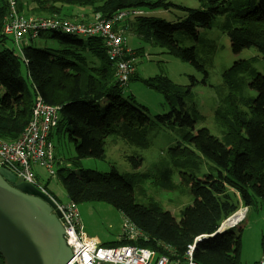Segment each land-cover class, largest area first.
I'll use <instances>...</instances> for the list:
<instances>
[{"label": "trees", "instance_id": "obj_1", "mask_svg": "<svg viewBox=\"0 0 264 264\" xmlns=\"http://www.w3.org/2000/svg\"><path fill=\"white\" fill-rule=\"evenodd\" d=\"M196 1L200 8L175 5L171 0H53V11L45 9L58 16L64 3L91 7L93 14L99 13L102 18L109 19L120 11L176 7L185 12L179 21L168 22L140 14L123 20L121 27L146 43L166 47L169 54L198 69L202 66L196 61L193 48L180 46L175 34L182 30L195 36L198 29L212 27L213 20L222 16L220 27L229 36L232 51H240L249 44L264 55V0ZM8 14L7 2L0 0V139L12 141L20 136L31 117L37 95L46 103L60 105L61 116L54 132L64 131L73 142L74 156L70 163L79 169L74 172L63 166L60 156L55 155L56 178L67 199L76 204L107 202L121 213L122 220L127 219L141 233L134 240L121 238L104 246L135 245L177 259L194 244L193 259L198 264H242L238 224L206 240L197 243L195 240L215 233L240 204L249 206L256 198L264 201V75L251 68L247 61L236 63L225 71L224 80L230 86L227 77L237 68H247L252 75L249 86L257 90V94H231L216 107V118L226 128L221 138L205 127L194 129L190 114L193 106L185 108L182 88L167 76L143 78L132 73L129 77V81H140L163 95L164 103L169 105L170 110L155 115V121L177 126L185 143L168 149L170 155L185 156L183 160L178 159L177 164L198 169L203 158L214 165L201 179L179 172L182 182L189 185V193L197 201L180 210L182 222L178 224L171 212L159 203L136 200V195L144 194L141 182L150 176L149 172L140 175L136 172L141 163L140 155L128 157L131 172H119L115 167L108 172L81 167L83 159L105 157L106 138L113 134L127 144L146 148L147 125L153 121L146 107L132 103L133 96H123L124 86L115 76V68L101 39H84L52 30L47 38L57 46L41 48L31 45L32 38L27 35L29 39L21 43L23 56H19L12 41L3 33ZM237 99L246 109L236 106ZM102 100L105 102L100 103ZM152 176L161 178V189L173 190L170 162L162 159Z\"/></svg>", "mask_w": 264, "mask_h": 264}, {"label": "rangeland", "instance_id": "obj_2", "mask_svg": "<svg viewBox=\"0 0 264 264\" xmlns=\"http://www.w3.org/2000/svg\"><path fill=\"white\" fill-rule=\"evenodd\" d=\"M171 1L175 5L187 8H200L196 0ZM25 2L28 3V6L37 5L38 9L49 8L53 11V0H24ZM65 5L67 4L64 3L60 6L59 17L64 18L66 17L65 15H71L70 12L65 13V10L62 11V7L65 8ZM47 9H40L35 14V12L29 11L24 7L20 13L26 18L38 15L41 17H49L53 13ZM83 10L91 12V7H84ZM148 11L149 14L147 10H144L145 16L164 19L168 22L179 21L185 15V12L176 7L169 10L153 9ZM68 20L77 21L79 19H71L70 17ZM222 20V16H217L213 20L212 27L198 29L195 36L187 35L182 30L177 31L175 34L180 46L193 48L195 59L202 66V69H198L190 63L169 54L166 47L146 43L135 35L128 36L130 46L135 47L139 42L138 45L146 51V54H142L141 57H139L138 52L134 53L136 61L133 63V67L135 68L133 73H138L143 78L156 75L167 76L173 84L182 88V98L185 102V108L193 106L190 109V114L194 120V129L197 130L205 127L218 138H221L226 128L216 118V107L222 104L225 98L231 94L237 95L243 93L249 96H255L257 94V90L249 86L252 75L247 68H237L235 72H232L227 77L230 80V86L225 83V71L236 63L247 61L251 68L264 75V55L255 46L249 44L240 51H232L231 40L220 27ZM43 33V37L33 38L31 45L41 48L46 46L49 48L51 46L56 47L57 43L47 38V34H50V32ZM133 38L138 40V42ZM13 48L15 49L14 46ZM187 88H189L188 92L186 91L188 90ZM130 95L134 98L132 103L136 106L142 105L146 107L149 116L153 120L147 125V147L132 146L116 134H113L106 138L104 145L105 157L103 159H83L81 160V167L84 170L99 172H108L112 167H115L119 172H131L132 166L128 157L131 155H140L141 163L137 167L136 172L138 175L149 172L150 176L141 182L144 194L143 196L136 195V200L144 203L153 200L159 203L164 209L171 212L174 222L180 224L182 222L180 210L184 207L194 205L197 200L189 193V185H185L182 182L179 172L193 174L195 177L201 179L212 171L214 165L201 158V164L198 169L180 167L177 164V160H183L185 156L180 154L170 155L168 153L170 146H181L180 143H185L182 141L176 129L177 126L160 124L155 121V115L164 114L170 110L169 105L164 103L163 95L153 91L137 80L128 81L123 88V96L128 97ZM235 101L239 109H246V106L242 105V103L240 104L238 99ZM103 102L105 100H102L100 103ZM176 107L178 108L177 103ZM51 136L54 145L57 147V151L61 153L60 159L63 162V166L68 163L67 167L74 172H79V169L71 166L70 163V158L74 156V146L67 134L64 131H60L59 133H52ZM162 159L170 162V180L174 186L173 190L166 191L161 189L159 183L161 178L156 179L155 176H152L154 171L158 170ZM40 171L42 172V170ZM43 172L45 173L44 170ZM48 181V186L52 190V192H49L51 193L50 195L58 202H66L67 196L65 190L58 179L45 180V183L48 184ZM47 191H49L48 188ZM78 209L84 231H96L100 235L106 236L110 241L117 239L120 226L119 221L122 218L120 216L121 214L112 205L107 202H84L78 204ZM243 211L245 212L244 216L233 226L238 224L237 228L240 229L241 263L254 264L264 258V201L256 198L251 205L244 207ZM227 219L223 220L221 224ZM230 227L221 229V231L223 232Z\"/></svg>", "mask_w": 264, "mask_h": 264}, {"label": "built area", "instance_id": "obj_3", "mask_svg": "<svg viewBox=\"0 0 264 264\" xmlns=\"http://www.w3.org/2000/svg\"><path fill=\"white\" fill-rule=\"evenodd\" d=\"M9 14L3 25V33L14 44L20 45L25 36L35 38L39 33L57 31L81 38L99 37L105 53L115 68V76L121 86H126L134 71V53L126 46L123 35V20L144 14L141 10L120 11L105 19L99 13L88 22H77L56 15L26 18L17 12V0H5ZM19 48V47H16ZM61 106L44 102L40 95L33 100L31 117L20 136L12 141L0 139V167L9 170L17 181L32 184L55 204L60 213L63 238L72 253L75 264H198L193 259L194 244L190 245L182 258L172 259L168 254L135 245L104 246L87 235L81 224L78 204L74 201H56L43 182L36 177L35 167L42 168L47 178L56 177L55 149L52 132L58 126ZM140 231L127 219L122 220L120 236L134 240ZM264 264V258L258 261Z\"/></svg>", "mask_w": 264, "mask_h": 264}, {"label": "water", "instance_id": "obj_4", "mask_svg": "<svg viewBox=\"0 0 264 264\" xmlns=\"http://www.w3.org/2000/svg\"><path fill=\"white\" fill-rule=\"evenodd\" d=\"M54 208V202L32 184L17 181L0 167V264H75ZM221 232L219 227L195 243Z\"/></svg>", "mask_w": 264, "mask_h": 264}, {"label": "crops", "instance_id": "obj_5", "mask_svg": "<svg viewBox=\"0 0 264 264\" xmlns=\"http://www.w3.org/2000/svg\"><path fill=\"white\" fill-rule=\"evenodd\" d=\"M17 12H18V14L19 15H21V13L20 12H22L23 11V9H24V7L26 8V9H28L29 11L31 10L32 12H35V14H37L39 11H40V9H45V8H40V9H38V7H37V5H34V6H28V3L27 2H25L24 3V0H17ZM75 7H77V8H75ZM84 9V7H79V6H76V5H69V4H67V5H65V8L64 7H62V11H64L65 13H67V12H70V14L71 15H65L66 17H64V18H70L71 17V19L72 18H74V19H79V20H82V21H89L90 20V18H91V16L93 15V13L92 12H88V10H83ZM49 11V10H48ZM92 13V14H91ZM147 13L149 14V11H147ZM52 15H55V14H52ZM51 15V16H52ZM43 16H48V15H43ZM31 17V16H30ZM37 17H41V16H35V18H37ZM79 20H77V21H79ZM123 25V24H122ZM123 35H124V37H125V40H126V46L133 52V53H135V51L136 52H140V54H139V57H141L142 56V54L144 55V53L146 54V51L144 50V48L143 47H141V46H139L138 44H139V42H138V40H136L135 38H133V39H135L137 42H138V44H137V46H135V47H132V46H130L129 45V43H128V36H131V35H135L134 33H132V31H125V29H123ZM135 36H137V35H135ZM138 37V36H137ZM38 38V37H37ZM139 38V37H138ZM24 39H26L25 41H27L28 39H29V37H27V36H25V38ZM23 39V40H24ZM40 39H42V38H40ZM140 39V38H139ZM33 40V39H32ZM25 41H24V43H25ZM140 41V40H139ZM13 46L15 47V53H16V55H21V56H23V53H22V47L20 46V45H14V42H13ZM16 47H19V48H16ZM51 47H53V46H51ZM134 70H135V68H134ZM137 72V71H136ZM52 133H54V132H52ZM54 149H55V155L56 156H61V153L59 152V151H57V147L54 145ZM66 166L68 165V163H66L65 164ZM42 170V172H43V169L42 168H40V167H38V166H36L35 167V173H36V177H37V179L39 180V181H41V182H43L44 183V185L48 188V192H52V190L49 188V181H48V184H46L45 183V180H52V179H55V178H47V176H46V173H42L40 170ZM51 194V193H50ZM68 200V199H67ZM244 205H242V204H240L239 205V209L238 210H243L244 209V207H243ZM237 210V211H238ZM119 212V211H118ZM119 214H121V213H119ZM121 216V215H120ZM121 218H122V216H121ZM121 222H122V219L119 221V224L121 225ZM82 224V223H81ZM181 224V223H180ZM83 226V225H82ZM84 227V226H83ZM84 230V229H83ZM87 235H90L91 237H94L95 239H96V241H98V242H100V243H102L103 245L104 244H107V243H111V242H115V241H118L119 239H120V226H119V230H118V233H117V239L116 240H113V241H110L109 239H107V237L106 236H102V235H100L99 233H97L96 231H84Z\"/></svg>", "mask_w": 264, "mask_h": 264}, {"label": "bare ground", "instance_id": "obj_6", "mask_svg": "<svg viewBox=\"0 0 264 264\" xmlns=\"http://www.w3.org/2000/svg\"><path fill=\"white\" fill-rule=\"evenodd\" d=\"M244 213L245 212L243 210L237 211L235 214H233L230 218H228L226 221H224L221 224L220 229H224V228L233 226L237 221L241 220V218L244 216Z\"/></svg>", "mask_w": 264, "mask_h": 264}, {"label": "clouds", "instance_id": "obj_7", "mask_svg": "<svg viewBox=\"0 0 264 264\" xmlns=\"http://www.w3.org/2000/svg\"><path fill=\"white\" fill-rule=\"evenodd\" d=\"M143 13H144V11H143ZM10 38V37H9ZM11 39V38H10ZM33 39V38H32ZM12 40V39H11ZM12 42H13V40H12ZM22 43V42H21ZM20 46H21V44H20ZM221 225V224H220ZM232 227V226H231Z\"/></svg>", "mask_w": 264, "mask_h": 264}]
</instances>
